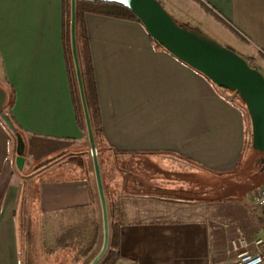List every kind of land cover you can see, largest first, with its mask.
Masks as SVG:
<instances>
[{"label":"crops","instance_id":"crops-1","mask_svg":"<svg viewBox=\"0 0 264 264\" xmlns=\"http://www.w3.org/2000/svg\"><path fill=\"white\" fill-rule=\"evenodd\" d=\"M159 2L182 25L264 57V0ZM82 20L98 160L109 218L118 220L116 264H235L264 240L259 210L226 188L251 164L264 167L246 114L140 22L90 13ZM64 31L63 0H0V91L12 96L25 152L18 171L16 140L0 120V264H22L20 230L31 219L99 207Z\"/></svg>","mask_w":264,"mask_h":264},{"label":"water","instance_id":"water-1","mask_svg":"<svg viewBox=\"0 0 264 264\" xmlns=\"http://www.w3.org/2000/svg\"><path fill=\"white\" fill-rule=\"evenodd\" d=\"M125 7L140 22L155 44L174 58L204 76L216 88L232 93L244 105L250 122L251 149L264 154V75L251 67L232 50L202 34L198 28L177 24L158 0H93ZM69 47L82 109L101 216L102 243L88 264H99L105 257L110 240L109 212L102 182L98 152L87 106L77 47V0H69ZM5 95L0 91V120L16 140L15 165L24 164L21 135L7 113L3 112ZM264 162V158L262 159ZM50 160L36 165V171Z\"/></svg>","mask_w":264,"mask_h":264},{"label":"rangeland","instance_id":"rangeland-1","mask_svg":"<svg viewBox=\"0 0 264 264\" xmlns=\"http://www.w3.org/2000/svg\"><path fill=\"white\" fill-rule=\"evenodd\" d=\"M159 3L161 4V2ZM163 8L177 24L182 25L180 20L176 18L172 12H169L164 6ZM188 27L193 28L194 26L189 25ZM198 29L205 36L238 54L246 60L251 67L256 68L264 75V57L261 54H258L257 52L250 54L245 53L239 46L231 44L226 45L219 37L213 35L212 33H208L201 28ZM225 94L229 98H232L231 93L225 92ZM233 100L241 107L244 114H246L244 105L239 102L237 98H233ZM247 123L249 124L248 118ZM250 166L248 169L244 168L238 173V176L232 179L233 184L231 185L233 187L231 185L226 187L228 192H232V190L234 191L233 196L236 200L244 199L243 201L246 204H249L250 202L251 193L264 184V167H261L258 170L256 168L259 166L252 164ZM227 184H229L228 181L222 185L218 184L217 187ZM207 194L212 196V193L210 192ZM200 195L205 198L209 197L205 195L204 191L201 192ZM116 221L118 220H116L114 216H111V219L109 220L110 224H114ZM72 230L73 235L76 236V240L66 248H58L56 240L63 235L66 236V231L68 232ZM20 232V248L23 251L22 264H25L26 260L30 262V264H88L98 253L102 243L100 210L99 207L95 208V210L87 208L85 210H72L69 212H62L60 214L43 216L40 220L31 219L27 228L26 226L23 227V230L21 229ZM94 239L95 245L92 250L87 255H81L83 250ZM26 253L27 259L25 260Z\"/></svg>","mask_w":264,"mask_h":264},{"label":"trees","instance_id":"trees-1","mask_svg":"<svg viewBox=\"0 0 264 264\" xmlns=\"http://www.w3.org/2000/svg\"><path fill=\"white\" fill-rule=\"evenodd\" d=\"M63 13H64V29H65L64 39H65L66 51H67L68 57H69V67H70V73H71L72 87H73V91H74V98H75V101L77 104L76 110L78 113L80 125H81L82 129L85 130L83 114H82V109H81V105H80V101H79V95H78V90H77V85H76V80H75V75H74V70H73V64H72V60H71L70 47H69V0H63ZM85 13L97 14V15H102L105 17L121 19V20H132V21H137V22H139V21L136 19V17L133 15L132 12H130L128 9H126L125 7L120 6L118 4L97 2V1H93V0H77V47H78V55H79L81 74H82V80H83V85H84V91H85L87 106H88V110H89V114H90L91 124H92L95 143H96V149H97L98 155H99L100 150H99L97 141H98L99 135H100V132H99L100 115H99V109H98V101H97L96 88H95V82H94V76H93V70H92V63H91V59H90L89 51H88V41H87V36H86V31L84 28L83 20H82V17ZM239 102H240V100H239ZM11 105H12V96H11L10 92L6 91L5 92L4 105H3V111L8 114L11 121L13 122V120L11 118V114H10ZM247 118H248V115H247ZM13 124L15 125L14 122H13ZM16 128H17V126H16ZM8 132H9V130H8ZM17 132L21 135V137L23 139V136H22V134L18 128H17ZM10 135L15 140L14 136L11 133H10ZM52 161H54V160H52ZM258 166L259 167L256 168L258 170L261 167H263L262 164H259ZM27 173L31 174L32 172H31V170H29ZM85 209H87V208L80 207V208H76L74 210H85ZM110 219H111V215H110L109 220ZM75 240H76V236L73 235V230L68 231V232L66 231V236L63 235V236L59 237L56 240V245L58 246V248L63 249V248L68 247L69 245H71V243H73ZM94 245H95V239L89 243V245L83 250L81 255H87L92 250ZM117 251H118L117 226L112 223V224H110V242H109L108 251L106 253V256L103 258V260L101 261L100 264H116V262L120 259Z\"/></svg>","mask_w":264,"mask_h":264},{"label":"built area","instance_id":"built-area-1","mask_svg":"<svg viewBox=\"0 0 264 264\" xmlns=\"http://www.w3.org/2000/svg\"><path fill=\"white\" fill-rule=\"evenodd\" d=\"M249 204L257 208L264 220V184L251 193ZM252 248L237 255L235 264H263L261 251L264 250V240L255 239L251 243ZM248 246L245 245V248Z\"/></svg>","mask_w":264,"mask_h":264}]
</instances>
